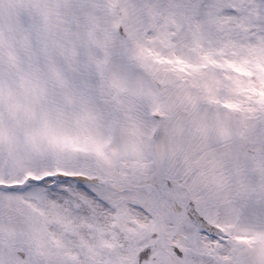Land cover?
<instances>
[{"label":"snow or ice","instance_id":"snow-or-ice-1","mask_svg":"<svg viewBox=\"0 0 264 264\" xmlns=\"http://www.w3.org/2000/svg\"><path fill=\"white\" fill-rule=\"evenodd\" d=\"M0 264H264V0H0Z\"/></svg>","mask_w":264,"mask_h":264}]
</instances>
